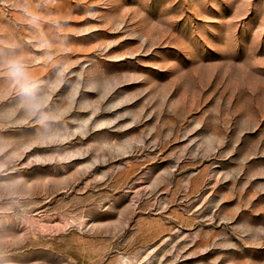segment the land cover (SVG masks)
<instances>
[{
  "label": "rangeland",
  "instance_id": "374dc122",
  "mask_svg": "<svg viewBox=\"0 0 264 264\" xmlns=\"http://www.w3.org/2000/svg\"><path fill=\"white\" fill-rule=\"evenodd\" d=\"M0 264H264V0H0Z\"/></svg>",
  "mask_w": 264,
  "mask_h": 264
},
{
  "label": "clouds",
  "instance_id": "9594fccd",
  "mask_svg": "<svg viewBox=\"0 0 264 264\" xmlns=\"http://www.w3.org/2000/svg\"><path fill=\"white\" fill-rule=\"evenodd\" d=\"M8 68L11 76L15 79L16 83L19 84L20 90L28 97L27 107L29 112L32 115L39 116V122L44 124L48 121L59 120L61 114H50L44 112L43 109L47 106L49 98L47 96H39L36 94V89L38 87L37 83H35L28 75L26 71V66L22 62L21 59H12L8 62ZM63 75V72H61ZM60 82H57L59 85ZM59 134L52 132L50 138L56 139Z\"/></svg>",
  "mask_w": 264,
  "mask_h": 264
}]
</instances>
